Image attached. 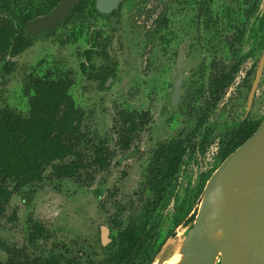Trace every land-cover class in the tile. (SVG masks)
I'll return each mask as SVG.
<instances>
[{"label": "rangeland", "instance_id": "rangeland-1", "mask_svg": "<svg viewBox=\"0 0 264 264\" xmlns=\"http://www.w3.org/2000/svg\"><path fill=\"white\" fill-rule=\"evenodd\" d=\"M255 1L233 0L228 5L226 0H213L212 13L220 35L214 39L211 33L202 30V40L192 44L193 21L200 0H133L124 8L113 31L110 30L114 26L112 20L106 22L91 14L82 25L83 30L79 29L81 38L77 36L74 42L62 45L59 38L74 30V25L64 26L55 34L36 40L33 47L14 59V72L0 79L1 107L8 106L27 116L28 98L23 86L28 74L42 75L55 68L73 71L75 84L70 94L76 106L87 114L84 131L92 138L97 137L94 142H105L114 157L108 170L94 172V181L79 185L63 183L60 188L59 183L47 182L29 200V197L13 195L5 214L0 216V264H7L10 258L4 245L25 250L33 259L63 254L82 256V262L89 258L103 260L101 227L109 228V238L113 239L119 230L138 221L142 214L137 193L152 151L160 143L180 135L191 137L196 132L195 148L187 153L169 201L157 214L159 242L184 240L192 228L190 220L199 208L205 180L222 164L227 138L237 130L245 114L247 89L243 75L252 66V60L244 65L243 74L235 76L215 106L208 103L207 95L192 101L193 92L202 86L189 70L204 62L209 64L213 58L229 68L241 56L256 50L258 38H264V0H260V6L249 20L248 10H252ZM228 6L230 17L226 16ZM162 21L167 24L165 29ZM240 25L247 26L249 31L242 49L231 33ZM98 29L106 37H112L110 59L106 61L101 55H93L86 62L80 54L94 48V34ZM181 46L187 54L184 95L175 114L169 117L167 97L177 78L175 61ZM81 63L95 69L114 66V81L106 90L102 89L99 82L90 81L82 74ZM3 65L4 60L0 59V67ZM206 106L207 121L197 129ZM134 111H149L151 122L139 132L131 148L124 151L119 140L123 116ZM252 113L255 119L264 118V79ZM83 152L90 153L87 148ZM114 221L121 228L114 226ZM35 224L45 228L47 234L30 244L29 234ZM169 234L173 237L168 238Z\"/></svg>", "mask_w": 264, "mask_h": 264}, {"label": "trees", "instance_id": "trees-1", "mask_svg": "<svg viewBox=\"0 0 264 264\" xmlns=\"http://www.w3.org/2000/svg\"><path fill=\"white\" fill-rule=\"evenodd\" d=\"M60 1L0 0V59L4 60V65L0 67V79L11 75L16 68L14 59L33 46L34 38L28 37L27 24L49 13ZM89 3V0H81L66 22L74 17L79 18ZM73 24L72 37L79 30L76 27L78 23ZM80 56L90 62L93 51L89 50ZM104 58L108 59L106 55ZM80 69L88 80L99 82L103 89L107 77L113 74L105 69L89 68L86 63H81ZM231 81L229 77H221L214 82L211 90L215 102L219 101L220 94ZM74 84L73 71L55 68L42 75L32 72L25 77L23 86L28 98L27 116L8 106H0V216L5 214L13 195L24 199L29 197V200L47 182L59 183L60 188L63 183L79 185L94 181V172L108 170L111 166L114 153L105 142H94L97 137L92 138L84 131L87 114L76 106L70 94ZM206 118L203 113L200 125L206 122ZM150 122L149 111L124 114L123 127L119 133L124 151L131 148L139 132ZM257 128L244 125L228 138L230 141L225 145L223 161ZM83 148H87L90 153L83 152ZM189 148H192L191 140L188 139L186 145V141L178 137L158 144L152 151L137 193L143 207L142 214L138 221L118 231V235L104 249L103 260L97 262L89 258L82 262V256L69 257L63 254L33 259L25 250L4 245V251L10 256L7 264H152L166 242V239L159 242L160 221L157 214L169 201ZM49 170L51 174L48 175ZM210 177L205 180V185ZM196 215L197 210L191 223ZM120 225L114 221V226L121 228ZM45 234L47 230L35 224L29 234L30 244L46 237ZM172 237V234L168 235V238ZM64 248L68 253L69 247Z\"/></svg>", "mask_w": 264, "mask_h": 264}, {"label": "water", "instance_id": "water-1", "mask_svg": "<svg viewBox=\"0 0 264 264\" xmlns=\"http://www.w3.org/2000/svg\"><path fill=\"white\" fill-rule=\"evenodd\" d=\"M78 1L62 0L46 17L29 22L27 34L34 36L55 29ZM120 1L97 0V7L101 12H110ZM184 60L181 48L176 69L180 76L167 98L170 115L181 99ZM259 80L258 77L254 89ZM101 231L102 244L107 246L111 242L110 230L102 226ZM180 254V264H264V120L208 180Z\"/></svg>", "mask_w": 264, "mask_h": 264}, {"label": "flooded vegetation", "instance_id": "flooded-vegetation-1", "mask_svg": "<svg viewBox=\"0 0 264 264\" xmlns=\"http://www.w3.org/2000/svg\"><path fill=\"white\" fill-rule=\"evenodd\" d=\"M61 1H60V3H61ZM80 1L81 0L78 1V4H79ZM131 1H133V0H121L120 3L117 5V7L112 9L110 12H101L98 9V7H97V0H89V2H90L89 5L84 10H82L83 13H82V15L79 18L75 19V17H74L70 21L66 22L67 19L70 16V14L72 13V11L77 7L76 6L70 12V14L68 15V17L65 20H63L62 22H60V23H58L56 25L55 29H53L51 31L41 32L38 35H34V36H29L28 34L27 35H28V37L34 38L33 39V45H34V42L36 40H38V39H40L42 37H47L49 35L55 34L57 32V30L59 28H61V27L68 26V25H72L73 26L74 25L73 22H77L78 23V28L80 29V27H82L81 30H83V26L82 25L85 24V21H87V17L89 15H91V14H94L95 16H97L100 19L106 20V22L109 21V20H112L111 24L114 25V26L112 28H110V30L113 31L116 28L115 24L117 22H119L120 19H121L120 16L122 15V13L124 11V8ZM230 1H233V0H230ZM230 1L226 0L228 5H231ZM93 4H94V7H93ZM258 6H260V0H256L254 2L252 10H248L247 19L250 20L251 16H253V14L256 12ZM212 7H213V0H200V4L198 6L196 17L194 18V21H193V24L195 25V36H194V38L192 40H190V43L194 44V43H197L199 40L200 41L202 40V37H203L202 36V30L207 32V33H211V37L212 38L214 37V39L218 38V36L220 35L217 32V19L214 18V16H213V13H212L213 8ZM53 10H51L49 13H51ZM229 11H230V8L228 6V7H226V12H228V13H226V16H228V17H230L229 16ZM49 13H46L45 15H42V16L36 17V18L46 17ZM36 18H34V19H36ZM163 23L161 25H162V28L165 29L167 27V24L166 23L163 24ZM247 31H248L247 30V26H243V25L241 26L240 25L238 28H235V30H233L231 32L233 39L235 40V42L238 43L239 49H242V45L244 43V39H245V36L247 34ZM81 34L82 33H81V31L79 32V30L77 31L76 36L72 37L71 34H70L71 38H69L68 34H64L63 36H61L59 38V41L61 42L62 45H65V44L71 43V40H72V42H74L75 39H76L75 37H77V36H79L78 38H81ZM62 37H63L64 40H62ZM161 38H162L163 41H165V39L163 37H161ZM258 43L259 44L256 47V50L254 52H249V54L247 56H245V57L241 56L239 61L236 62V63H233L229 68H226L225 65L219 63L218 60L213 58L209 64H206L204 62L200 66H198V67L196 66L195 68H192V69L189 70V72L192 75L193 79L195 81H197L198 84L200 82L201 86H202V87H200L198 89H195V91L193 92V95L191 97L192 101L198 100L200 97H202L204 95H207L208 99L210 101L208 103H211L213 106H215L222 99L226 89L229 87V85L235 79V76H237V74H243V69L245 67L244 65L249 63L250 62L249 60H252V66L243 75L244 87L247 89V94H246L247 105H246L245 114L243 115L237 130L234 133H232L231 136L236 134L237 131L244 125L246 127H259L260 124L262 123V121L264 120V118L255 119V118L252 117L254 104H255V101H256V98H257V95H258L262 80L264 79V38H263V40H260V38H258ZM110 44H112V37H109V36L106 37V35L101 31V29H98L97 32H95V34H94V40H93L94 48H90L88 50H85L83 53H85V52H87L89 50H92L93 51V55H101L104 60H106L104 58V56L106 55L108 57L107 60H109L110 57L108 55L109 54L108 51H109V48H110ZM262 44H263V46H262ZM181 48H184V56H185L184 66L182 68V74H184V79H183V85H182V89H181L182 90L181 99H180V102H179L175 112L177 111L180 103L183 100V95H184L183 87H184V82H185V79H186V76H187L186 72H184L186 59H187L186 48L184 46H181L179 48V50L177 51V53H176L175 73H176V69H177V60H178ZM233 49L234 48L232 47V50ZM236 53H239V52H236ZM99 69H105L107 71L113 72L112 75H109L107 77V80H106V82L104 84V88H105L104 90H106L111 85V83L114 81L116 70H115L114 66L113 67L102 66ZM176 75H177V78H176V80H177L178 77L180 76V74L176 73ZM221 77H229V78L232 79V81H231V83H229V85H227L225 87L223 92L220 94L219 101L215 102V99H214L215 96L212 94V90L211 89H212V86H213L214 82L218 78H221ZM258 77L260 78V80H259V83H258V86L256 87V89H254V85H255V82H256ZM204 80H207L206 84H205ZM175 81H174V83H175ZM108 83H109V85H108ZM172 87H173V85H172ZM190 106H192V105H190ZM207 108H208V106H206V110L202 112V114L205 113L206 116H207V112H208ZM175 112H174V114H175ZM168 113H169V117H172L174 115V114L170 115L169 104H168ZM201 117H202V115H201ZM206 121H207V118H206ZM203 125H200V120H199V124H198L197 129L201 128ZM195 136H196V132L192 133L191 137H183L181 135L178 136V137L183 138L186 141V145L188 144V139L191 140L192 148H189L188 152L191 149L195 148V144L193 142V140L196 138ZM230 137H228V138H230ZM228 138H227V142L225 143V145L230 141ZM109 235H110V233H109ZM101 236H102V231H101ZM112 240L113 239H111V242H112ZM111 242L107 246H104L103 244L102 245H103L104 248H107L111 244Z\"/></svg>", "mask_w": 264, "mask_h": 264}, {"label": "bare ground", "instance_id": "bare-ground-1", "mask_svg": "<svg viewBox=\"0 0 264 264\" xmlns=\"http://www.w3.org/2000/svg\"><path fill=\"white\" fill-rule=\"evenodd\" d=\"M182 243L181 238L169 240L154 264H180L183 258L180 254Z\"/></svg>", "mask_w": 264, "mask_h": 264}]
</instances>
